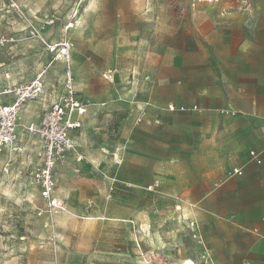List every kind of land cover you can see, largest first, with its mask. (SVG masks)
I'll return each instance as SVG.
<instances>
[{
  "label": "rangeland",
  "instance_id": "obj_1",
  "mask_svg": "<svg viewBox=\"0 0 264 264\" xmlns=\"http://www.w3.org/2000/svg\"><path fill=\"white\" fill-rule=\"evenodd\" d=\"M241 4L0 0V39H9L0 47V105L14 100L9 86L43 72L49 83L18 118L20 150L0 157V264H264V236L255 231L264 219V161L250 157L264 152L256 134L264 118L194 110L204 88L217 86L207 44L195 42V12L254 11L251 0ZM37 33L74 44L75 89L87 108L73 133L85 163L80 173L73 165L59 173L54 209L32 183L43 144L27 127L59 99L67 69ZM238 80L264 105L247 73ZM235 100L247 108L245 98ZM235 167L243 175L230 178ZM225 218L238 227L215 224ZM195 223L206 248L195 242Z\"/></svg>",
  "mask_w": 264,
  "mask_h": 264
},
{
  "label": "crops",
  "instance_id": "obj_2",
  "mask_svg": "<svg viewBox=\"0 0 264 264\" xmlns=\"http://www.w3.org/2000/svg\"><path fill=\"white\" fill-rule=\"evenodd\" d=\"M246 1L247 0H242V4L245 3ZM251 1L254 6V11H238V9L240 10V8L232 7L231 11H196L195 12V42L196 43L204 42L207 44L208 49L206 50L203 49L202 53L204 57L208 58L207 63H210L211 65L212 64L215 65L214 70L211 71V73L213 72L215 74L214 80L215 82H217V86L215 88L212 87L204 88L203 95L206 96V98L202 100L204 107L202 105L200 106L195 105L199 108V111H195V112L199 114H203V112L205 113L211 109H216L215 112L218 113L219 109L229 108L237 112H240L239 110H242L246 113H257L259 114L260 117L264 118V105L259 106L255 101L252 100V97H254L256 94H254L253 92L250 93L243 86L238 84L239 83L238 78L240 74L247 73V78L251 79L252 81H255L257 83L256 86L257 89L262 90V91H258V95L264 97V0H251ZM242 4H241V8L246 9L245 7L246 4L245 5ZM47 41L48 43L58 42L50 39H47ZM39 45L44 47L47 54L50 55L54 60V55L50 54L45 48V46H43L41 43ZM74 50L75 48L72 51V66H73ZM55 61H61V60H55ZM61 62L64 63L63 61ZM64 65L66 66L65 63ZM65 73L66 70L64 74ZM64 81H65V77H64ZM64 81L62 82L61 85L62 91H61V95L59 96V99L64 95ZM44 83H45V89L43 94H45L49 90V83L47 82V75L45 73H44ZM17 86L18 85L16 86L12 85V87L9 86L7 90L13 89L14 87ZM5 95L8 97L12 96L14 99V96L12 94H5ZM235 97L245 98L247 101V108H241L240 105L236 103ZM13 101L14 100H12V102ZM12 102L5 104H11ZM56 102H53L51 104V107ZM263 104H264V100H263ZM27 105L28 103L23 107L20 114L24 111ZM49 109H45L44 114ZM44 114L42 116H39L40 119L37 122H30L29 125L31 124L39 125L41 123ZM84 116L80 118L82 122V127L80 129L84 127ZM80 129L72 131L71 137L73 138V133ZM256 134H257V138L264 140V136H263L264 127L260 133H256ZM33 136H35L38 139V141H40V139L36 135ZM7 150H5L3 154H5ZM251 152L252 151H250V153ZM256 152L261 153V159L263 164L264 152L262 151L260 152L257 150ZM75 160L76 157L71 156L67 165L58 168L57 180L59 173H61V171L66 167H70L73 165L75 170L77 168H80L81 170V167L84 165L85 162H83L82 164H78L76 163ZM251 162L253 161L251 160ZM253 163L255 165H258L255 162ZM8 164L11 169L12 164L10 159L2 164L1 175L7 176L10 173V171L8 174H5L3 172L4 167ZM250 170H257V167L251 165ZM32 173H31V177H32ZM215 224H219L227 230L231 229V227L232 228L234 227V229L235 227H238L236 223H234L231 220H226V218ZM239 228L241 229L242 227L239 226ZM255 231L259 232L262 236H264V219L262 223L259 224V227L255 229Z\"/></svg>",
  "mask_w": 264,
  "mask_h": 264
},
{
  "label": "built area",
  "instance_id": "obj_3",
  "mask_svg": "<svg viewBox=\"0 0 264 264\" xmlns=\"http://www.w3.org/2000/svg\"><path fill=\"white\" fill-rule=\"evenodd\" d=\"M219 0H195L197 3L214 4ZM250 11V7L247 8ZM75 18V17H74ZM75 27L74 20L70 21L67 28L73 29ZM35 38L45 46L47 51L54 55V60H61L66 64L67 70L65 73L64 81V95L52 105V107L44 114L39 125L31 124L27 127L28 131L36 135L43 144V155L40 164L33 170L32 183L40 190V197L48 203L49 208H58L59 201L54 197V192L57 188V170L59 167L68 164L71 156L76 157V163L82 164L84 157L78 152V147L71 137L74 130L82 127L80 120L87 113V108L83 100L77 95L75 89L74 72L72 68V51L74 44L65 39L56 43H48L41 35L34 34ZM9 39L1 38L0 47L5 46ZM45 89L44 72L37 75L36 78L25 84L9 89L5 94H12L14 101L11 104L0 105V156L5 150L10 149L18 152L20 149L17 139V124L18 118L23 107L29 103L37 101L43 94ZM171 111L175 108L172 105ZM181 111H186L181 107ZM195 111H199L197 106L194 107ZM218 114L223 117H237L238 112L223 108L218 110ZM251 160L256 164H262L261 153L252 151L250 153ZM120 164L121 161H118ZM10 171L9 164L3 169L5 174ZM80 168L75 170L80 173ZM243 175L241 168H234L230 172V178L240 177ZM158 186L155 183L150 187L154 190ZM193 237L197 246L206 248L205 241L195 223V230H193ZM206 253H208L206 251ZM195 264H197L195 262Z\"/></svg>",
  "mask_w": 264,
  "mask_h": 264
},
{
  "label": "bare ground",
  "instance_id": "obj_4",
  "mask_svg": "<svg viewBox=\"0 0 264 264\" xmlns=\"http://www.w3.org/2000/svg\"><path fill=\"white\" fill-rule=\"evenodd\" d=\"M184 264H194V263H193V261L188 260V261H186Z\"/></svg>",
  "mask_w": 264,
  "mask_h": 264
}]
</instances>
